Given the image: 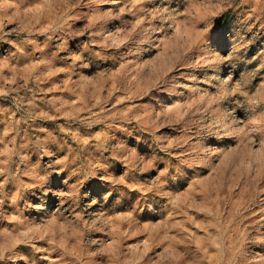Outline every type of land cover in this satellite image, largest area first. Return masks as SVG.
<instances>
[{
  "label": "rangeland",
  "instance_id": "obj_1",
  "mask_svg": "<svg viewBox=\"0 0 264 264\" xmlns=\"http://www.w3.org/2000/svg\"><path fill=\"white\" fill-rule=\"evenodd\" d=\"M0 264H264V0H0Z\"/></svg>",
  "mask_w": 264,
  "mask_h": 264
}]
</instances>
